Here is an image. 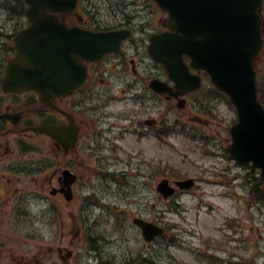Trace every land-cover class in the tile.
<instances>
[{"label":"rangeland","instance_id":"obj_1","mask_svg":"<svg viewBox=\"0 0 264 264\" xmlns=\"http://www.w3.org/2000/svg\"><path fill=\"white\" fill-rule=\"evenodd\" d=\"M2 1V4L6 3V0ZM111 1L115 5L118 4L120 9L118 14L112 13L110 4L99 2L100 8L92 10L89 6L90 12H85V18L96 19L103 25H129L137 34L146 25L156 31L160 18H163L154 6L151 12L145 9L142 0ZM9 7L21 9L18 0H9ZM9 11L14 13L12 10ZM5 23H9V31L15 30L24 23L23 16L17 12L9 14L8 17L4 11L0 12V24ZM258 70L261 77L264 72L263 63L258 64ZM211 103H216L219 118L215 120L216 123L210 125V129L202 128L197 121H200L198 119L214 120L213 118L191 112L189 107L179 110L176 103L173 105L171 121L173 129L185 123L191 134L202 133L206 129L209 132L206 134L211 138L219 136L216 138L221 141H219L220 151L216 149V143L211 144L209 149L215 151L216 155L220 154V158L205 152L201 141L196 142L193 136H188L183 131L172 133L167 139L170 143H162L156 141L153 136L139 141L132 129L120 139L119 145L122 149L118 151V157H113L117 150L111 147L109 142H103L102 148L95 144L93 154L79 158L77 167L82 181L95 183L100 179L102 182L104 176L100 163L108 166L111 173L118 172L117 180L113 177L108 181L105 179L100 190L95 193L90 192L96 194L95 199H99L100 203L108 204L104 213H99L96 207L89 209V214L94 219L93 234L98 238L105 237L103 243L96 244L99 248L107 247L111 254L125 252L128 259L140 254L142 258L155 264H214L212 257L207 256L205 246L208 244L212 248L216 243L221 245L228 243V250H222V255L219 253L223 260L226 259L225 264L226 262L227 264H264V203L258 205L250 203L253 201L250 197V189L257 186L264 191V186L255 178L248 177L247 170L243 167L226 160L225 148L230 143L228 129L237 118L236 112L226 101L222 100L219 103L212 101L208 105ZM190 107L193 108L192 104ZM123 108H133V103H119L109 111L118 114ZM214 115H216V107ZM118 124L121 128L130 125L129 121H119ZM215 131L220 135L214 133ZM36 154L40 156V153ZM46 155L53 158L51 148H46ZM148 165H151V169L156 165L164 168L170 166L178 174L199 179V186L192 192L180 194L175 200L160 199L156 191V182L164 176L155 173L156 170L153 172L148 170ZM228 165L232 166L229 172H227ZM50 169L53 173V164ZM220 172L225 173L219 176ZM233 176L237 180L226 184ZM118 182L125 184L118 189L116 185L119 184ZM55 201L62 206V212L66 214L63 218L65 221L63 232L69 236L73 230V223L76 222L68 215L65 199L57 198ZM79 201L77 207L81 205ZM154 204L157 205L155 211H153ZM176 206L179 211L175 210ZM110 208H113V211L109 212ZM136 216L156 221L166 230L167 236L165 235L164 239L144 241L141 231L132 222ZM0 231L2 236L6 235V224L0 227ZM67 236H63L62 246H68L70 238ZM44 240L45 245L52 244L47 242L49 240L47 237ZM12 241H14L13 245L17 242ZM41 241L29 239V245L32 246L30 248L38 249L42 245ZM3 242L5 243L6 239H3ZM230 247L235 249V262L227 260L230 259L227 258L230 255ZM2 262L7 264L5 261ZM137 264H140V261H137ZM217 264L223 262L218 261Z\"/></svg>","mask_w":264,"mask_h":264},{"label":"flooded vegetation","instance_id":"obj_2","mask_svg":"<svg viewBox=\"0 0 264 264\" xmlns=\"http://www.w3.org/2000/svg\"><path fill=\"white\" fill-rule=\"evenodd\" d=\"M144 7L151 11V5ZM74 15H62V18L66 21ZM261 17L264 42V3ZM68 24L81 27V23ZM101 27L96 31L120 30L113 26ZM138 34L132 31L130 38L121 43L123 53L105 55L103 59L107 64L82 61L87 68V82L82 87L58 97L42 98L35 91L4 90L3 79L13 50L9 48V24L0 25V227L6 224L7 235L0 234V264L2 261L7 264H63V261L77 264V252L68 253V247L62 246L63 236H67L63 232L65 213L55 201L63 199L62 191L70 188L65 184L63 172L68 170L71 175H77L78 160L84 148L93 154L94 144L102 148L101 142H109L117 147L116 143L122 138L119 121L134 123L139 137L144 129L156 139L164 122L167 125L171 120L175 98L152 93L151 82L160 79L170 86L173 84L161 65L153 60L152 65L147 59L149 44L144 33L140 38ZM151 36L147 38L150 40ZM121 102H132L133 109L128 112L126 109L125 114L109 111ZM143 110L145 118H149L144 121L141 120ZM47 126L55 128L54 137L40 131ZM68 141L74 143L66 148L64 143ZM46 148H51L53 158L46 155ZM23 181L26 183L22 184ZM76 183L74 177L72 190H76ZM29 186L30 189L25 188ZM74 202L64 201L70 209L67 208L69 217L76 222L79 214ZM45 237L52 244L45 245ZM3 239L6 242L2 244ZM29 239L42 240V245L38 249L30 248ZM12 240L17 241L15 245ZM94 262L104 264L100 253L86 264Z\"/></svg>","mask_w":264,"mask_h":264},{"label":"water","instance_id":"obj_3","mask_svg":"<svg viewBox=\"0 0 264 264\" xmlns=\"http://www.w3.org/2000/svg\"><path fill=\"white\" fill-rule=\"evenodd\" d=\"M26 1L33 25L16 38L18 55L9 67V89H34L45 97L60 95L72 89L67 86L71 79L81 83V59L95 60L119 45L112 35L80 34L60 23L55 13L72 12L76 0ZM156 1L169 12V25L176 33L154 41L152 54L165 65L179 93L200 85L183 61L189 55L191 66L208 72L230 96L240 119L231 130L230 152L244 166L253 162L252 168H260L264 180V110L257 100L253 65L261 49L258 11L262 0ZM165 184L161 191H167ZM136 223L144 232H162L142 220Z\"/></svg>","mask_w":264,"mask_h":264},{"label":"trees","instance_id":"obj_4","mask_svg":"<svg viewBox=\"0 0 264 264\" xmlns=\"http://www.w3.org/2000/svg\"><path fill=\"white\" fill-rule=\"evenodd\" d=\"M261 96L264 97V94H261ZM251 196H252V199L256 201V200H259L261 198H264V193L262 191L257 190V191H253Z\"/></svg>","mask_w":264,"mask_h":264}]
</instances>
